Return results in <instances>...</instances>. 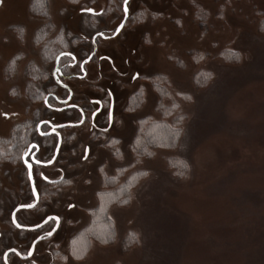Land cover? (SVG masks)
<instances>
[{"label":"rangeland","instance_id":"1","mask_svg":"<svg viewBox=\"0 0 264 264\" xmlns=\"http://www.w3.org/2000/svg\"><path fill=\"white\" fill-rule=\"evenodd\" d=\"M79 1L48 0L42 18L31 0H0L1 255L13 245L25 252L37 235L11 222L13 207L32 199L22 158L11 159L10 135L16 124L46 117L44 97L27 93L28 84L34 92L43 84L26 74L30 63L42 66L45 43L33 42L45 41L41 33L69 32L82 36V57L97 35V58L77 87L82 101L116 88L125 113L111 130L118 139L92 147L87 162L89 124L63 130L71 140L42 169L52 178L64 170L67 184L41 185L48 194L39 207L17 214L25 225L62 216L60 231L38 244L34 258L45 264H264V0H130L129 20L112 38L102 34L120 24L125 0ZM222 52L241 59L224 61ZM54 117L55 123L78 118L73 111ZM152 120L178 126L180 139L139 158L135 138ZM53 146L41 151L43 159ZM172 161L188 172L178 177ZM14 187L23 193L17 200ZM110 191L113 203L104 200ZM70 203L76 205L69 209ZM81 244L84 255L76 259ZM11 261L21 264L15 256Z\"/></svg>","mask_w":264,"mask_h":264},{"label":"flooded vegetation","instance_id":"2","mask_svg":"<svg viewBox=\"0 0 264 264\" xmlns=\"http://www.w3.org/2000/svg\"><path fill=\"white\" fill-rule=\"evenodd\" d=\"M123 12H124V3H123ZM128 13H130L129 7H128ZM124 16H125V12H124ZM128 20H129V15L126 23L128 22ZM126 23L124 27L126 26ZM118 26L109 34L103 33L102 34L103 37L112 38L119 36L124 27L117 35H114ZM67 33L69 32L66 33L58 32L54 36L45 39L44 41L45 44L50 43L53 46H56L53 56L54 59L52 61L46 62L42 60L41 54L39 52L40 54L39 57L42 62V66L37 67L36 72L38 74V78L34 79L32 82L43 83L42 85H40L41 88L40 96L44 97L43 100H44V105L46 106V112H45L46 117L41 118L38 122H36V131H35L36 134H34L32 139H29L30 141L28 145L23 149L21 153L22 165L24 167L22 174L24 175V171L27 173L28 191L26 195L30 196L32 201L28 203L16 204L11 211V222L13 228L25 233L28 231H33L36 232L37 235L29 239L28 242L29 248L25 252L20 251L18 248L14 247V245L8 249H5V251L2 252L3 253L2 255L0 252V264H19L16 261L14 262L11 261L12 257L14 256L17 257V260L18 259L20 260L21 264H45V263H40L34 258L38 248V244L44 243L50 240L51 238H53L60 231L61 224L63 222L61 215L52 213V214H48L43 220H41L40 222L34 225H40L41 223L44 222V220L48 216H53L51 220H49L45 224H41L40 227L34 230L20 229L18 226L14 224L12 216L14 214L16 207H18L19 205L32 204L35 202V195L29 177V166L32 167V173L34 177L35 187L39 195V201L34 207L24 208V209L36 210L39 207L43 197H45L48 194V192L41 190V185L44 186L43 189L47 188L48 186L50 187V186L59 185L60 186L59 189H60L61 186H65L67 184L64 175L65 173L64 170L60 172V174L57 177L52 178L49 177L47 174H45L42 169L45 166L53 165L57 161L60 152L58 153V156L53 163L46 164L49 161H51V159L53 158L60 137H61V146L59 151H61V147L65 141L71 140L72 137H70L69 139L65 137V135L63 134V130L67 129L68 127L83 126L84 124L87 123L89 124L90 132L94 134L90 136V142L85 145L84 158H83L84 162H87L90 159H92L93 157L92 147L96 146L98 149H104V147L109 146L110 142L118 139L115 133H111V130L113 127H117L118 125H120L123 114L125 113L124 107H121V102H122L121 96L117 94L119 90L116 88L107 87L105 90L102 91L100 96L92 97L86 101H82V98L79 95L78 93L79 91L77 89V87H80L79 83H82V81H84L88 75V71H87L88 63L97 58V54H98V47L96 40L97 38L93 39L94 36L92 37L90 43L92 47L91 52H89L85 57H82V53H83L82 44L84 42L82 36L80 35L81 37H78L76 35H72L71 32H70L71 35ZM14 37H16L15 40L17 41V43L20 42L18 33L15 32ZM33 44L36 43L33 42ZM62 44L64 46L67 45V48L66 49L61 48ZM70 53L71 55H69ZM90 55H92L91 59L89 61H86ZM102 58L111 63V67L113 70H117L116 66L113 64L114 59L111 58V56L105 54L103 55ZM101 67L102 66H100V68ZM138 77H139L138 72H135L134 78L136 79ZM27 83H31V82L29 81ZM120 109L122 110L120 111ZM63 111H73L75 117L77 116L78 118L76 120L67 121L65 123H55L54 112H63ZM61 124H65V126L52 128L53 125L56 126ZM50 131L53 132L50 133ZM57 131H59L60 135ZM81 143L82 140H80L79 144ZM52 146L54 147V149H52L51 156L48 157L47 159H43L40 155L41 151L48 149L50 152ZM19 192L20 189L17 190V188L14 187V194H13L14 199L17 200L20 194L21 195L23 194L22 192L20 193ZM75 205L76 204L74 203H70L68 208L72 209ZM20 210L16 212V219L21 225H25L17 217V214ZM52 222H54V224L52 227H50L49 225ZM34 225H25V226H34ZM17 237L18 236H16L14 233V237H13L14 240L12 239L13 243L17 242ZM37 239H39V241L35 244L32 254L28 256L34 242ZM51 258L53 263L55 261V256H52L51 254Z\"/></svg>","mask_w":264,"mask_h":264},{"label":"trees","instance_id":"3","mask_svg":"<svg viewBox=\"0 0 264 264\" xmlns=\"http://www.w3.org/2000/svg\"><path fill=\"white\" fill-rule=\"evenodd\" d=\"M77 2H80V1L74 0V3H77ZM48 8H49L48 0H31L30 9L32 10V12L39 11V17H42V18L48 17ZM260 30L262 31V33H264V23H260ZM20 34L21 33H18L19 36ZM46 34H47V37H45ZM35 35H39V32H37V34ZM40 35H43L44 38L47 39L49 38L50 34L48 35V33H44V34L41 33ZM42 40H43V37L35 39V43L36 44L43 43L44 41ZM61 46H62L61 48H64V49L67 48V45L64 46L62 44ZM55 49H56V46H53L50 43L45 44L41 48V51H40L42 60L46 62L52 61L54 59L53 56H54ZM220 56L222 57L224 61H227L230 63H238L241 59L238 52H226V53L222 52L220 53ZM36 71H37V66L33 63H30L27 69L28 76L34 79L38 78V74ZM204 73L208 74L209 72L205 71L203 72V74ZM201 78H204V77H201ZM202 80L203 81H200L199 83L203 85L206 83L205 82L206 79H202ZM159 87L161 88V86ZM31 88H32L31 85L28 84L27 93L29 96H31L30 98L32 100L39 99L41 97L40 96L41 95L40 86H38V88L37 87L35 88V92H34V89H31ZM35 131H36V123H34V121L24 122L23 124H16L14 126L13 131L10 135V142L12 146L10 147L11 159H14V161H17L21 157V153L23 149L28 145L30 141L29 139H32L34 134H36ZM180 136H181V131L178 126L172 123H168L166 121H153L152 120L151 122H149V124H147V127L142 132L140 130L139 135L135 138V139L140 138L138 141V147H137V152L139 155L138 157L148 158L152 155V152H153L152 149L163 147L164 144L168 146V144L170 143V145L174 147L177 141H179ZM148 153H151V155H149ZM175 164L177 163H175V161H172V163L170 164V167L173 169L174 173L178 177H182L184 176V174L188 172V169L186 168L185 164H182L181 167H177L175 166ZM139 174H142L141 176H144L145 171ZM120 189L122 190V194L125 193L124 190L126 189V183H124L120 187ZM117 193H120V192H117ZM114 194L115 192L113 191L104 193V196H105L104 200H106L107 202L113 203L112 198ZM108 195L112 197L110 198V196ZM97 234H100V233H97ZM112 234H113V231H112ZM132 239H134L133 235H130V239L129 237L125 239V243L128 242L129 240L131 241Z\"/></svg>","mask_w":264,"mask_h":264},{"label":"water","instance_id":"4","mask_svg":"<svg viewBox=\"0 0 264 264\" xmlns=\"http://www.w3.org/2000/svg\"><path fill=\"white\" fill-rule=\"evenodd\" d=\"M129 1H130V0H125V1H124V12H125V16H124V19H123V21L121 22V24H120V25L118 26V28L116 29L114 35H117V34L122 30V28L124 27V25H125V23H126V21H127V19H128V15H129V13H128V3H129ZM87 12L93 13V10H92V9H89V10H87ZM96 38H97V35H95V36L93 37V39H96ZM96 49H97V47H96ZM92 55H93V54H92ZM92 55H90L89 58H88L86 61H89V60L91 59ZM63 126H65V124L56 125V126L53 125L52 128H58V127H63ZM52 132H53V131H50V133H52ZM57 132L59 133V131H57ZM59 135H60V133H59ZM60 146H61V137H60V140H59L58 146H57V148H56V150H55V154H54L53 158L51 159V161H49V162L46 163V164H51V163H53V162L55 161V159H56L57 156H58V153H59V150H60ZM29 177H30L31 184H32V188H33L34 195H35V202L32 203V204L19 205L18 207H16V209H15V211H14V214H13V216H12V219H13V221H14V224H15L16 226H18L20 229L34 230V229H37L38 227H40L41 224H45L46 222H48L49 220H51V219L53 218V216H48V217L44 220L43 223H41L40 225H34V226H25V225H21V224L17 221V219H16V212H17L18 210H20V209H24V208H32V207H34V206L38 203V201H39V195H38L37 190H36V187H35V182H34V177H33L32 167H31V166H29ZM56 228H57V226H56ZM51 234H52V233H51ZM38 241H39V239H37V240L34 242V244H33L32 248H31V250H30L28 256H30V255L32 254V252H33V248H34L35 244H36Z\"/></svg>","mask_w":264,"mask_h":264},{"label":"clouds","instance_id":"5","mask_svg":"<svg viewBox=\"0 0 264 264\" xmlns=\"http://www.w3.org/2000/svg\"><path fill=\"white\" fill-rule=\"evenodd\" d=\"M82 250L80 253L77 254L76 259H82L84 255L85 248L83 247V244H81Z\"/></svg>","mask_w":264,"mask_h":264},{"label":"snow or ice","instance_id":"6","mask_svg":"<svg viewBox=\"0 0 264 264\" xmlns=\"http://www.w3.org/2000/svg\"><path fill=\"white\" fill-rule=\"evenodd\" d=\"M69 55H71V53L69 54ZM208 75V74H207ZM131 110V109H130ZM115 143H119V141H115ZM149 155H151V153H148Z\"/></svg>","mask_w":264,"mask_h":264}]
</instances>
